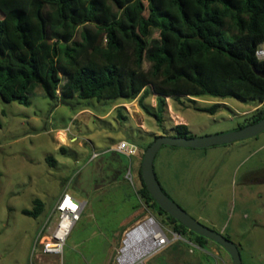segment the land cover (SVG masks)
<instances>
[{"label":"rangeland","instance_id":"rangeland-1","mask_svg":"<svg viewBox=\"0 0 264 264\" xmlns=\"http://www.w3.org/2000/svg\"><path fill=\"white\" fill-rule=\"evenodd\" d=\"M157 38L158 31L153 30L151 41ZM29 102L23 106L0 100V264H118L126 233L136 226L152 220L165 233L173 232L136 195L144 147L159 136L172 137L178 124L187 127L190 138L235 131L261 107L257 100L166 98L159 125L138 99L74 98L51 110L52 101L35 88ZM216 103L221 107L215 114L197 110ZM144 105L154 112L156 95L151 93ZM123 140L137 147L135 157L114 152ZM48 156L55 160L54 167L46 162ZM153 165L172 201L233 242L242 264H264V131L255 138L206 149L163 146ZM64 193L85 207L62 254H45L55 206ZM35 200L43 205L41 214L23 215V210L33 209ZM211 242L207 252L186 242L191 247L180 253L183 257L157 262L167 246L143 264H207L205 255L212 259L208 264H232L229 255Z\"/></svg>","mask_w":264,"mask_h":264},{"label":"trees","instance_id":"trees-1","mask_svg":"<svg viewBox=\"0 0 264 264\" xmlns=\"http://www.w3.org/2000/svg\"><path fill=\"white\" fill-rule=\"evenodd\" d=\"M153 30L158 38L151 41ZM259 49L264 50V0H0V100L29 106L35 88L52 101L51 110L74 98L138 99L159 125L166 98L257 100L261 107L241 129L264 117ZM151 93L154 112L144 105ZM220 107L197 110L215 114ZM173 131L190 138L183 124ZM141 161L137 197L185 240L169 244L157 262L183 257L191 247L186 242L207 252L210 240L186 229L152 199ZM46 162L55 166L50 156ZM33 204L22 214L40 215L41 201ZM204 260L212 259L205 255Z\"/></svg>","mask_w":264,"mask_h":264},{"label":"water","instance_id":"water-1","mask_svg":"<svg viewBox=\"0 0 264 264\" xmlns=\"http://www.w3.org/2000/svg\"><path fill=\"white\" fill-rule=\"evenodd\" d=\"M256 74L264 79V72L256 71ZM263 131L264 117L257 123L220 135L205 136L200 138H183L176 136L168 137L163 135L155 138V140L143 153L141 161V176L143 183L156 204L189 231L219 245L229 255L232 264H242L237 247L233 242L221 234L201 225L163 192L154 174V159L158 151L163 146L173 148L206 149L231 144L236 141L255 138Z\"/></svg>","mask_w":264,"mask_h":264},{"label":"built area","instance_id":"built-area-1","mask_svg":"<svg viewBox=\"0 0 264 264\" xmlns=\"http://www.w3.org/2000/svg\"><path fill=\"white\" fill-rule=\"evenodd\" d=\"M256 57L258 59H262L264 57V50L259 49L256 52ZM114 152L128 159H131L136 156L138 150L135 145L128 143L126 141H121L116 145ZM126 178L127 179L131 178V168L127 169ZM84 207H85V203L78 202L68 193H64L59 198L55 206L56 218H55L54 229L52 233L50 234L49 242L47 244H44L43 246V251L45 254H50V255H61L62 254L65 241L68 238L70 232L72 231L74 224L79 220V217ZM130 232L131 230L126 233V236ZM146 239L148 240L147 241L148 249L144 253V255L136 260H132L130 262H126L123 264H143V262L147 258L159 252L163 248L167 247L170 243L183 240L179 234L175 232H170L169 234H167L157 226L155 230L151 231L148 234ZM125 240L126 238L124 239V242ZM50 244H53L54 247H50L49 246ZM120 257H121V254L117 258L118 264H121L119 260Z\"/></svg>","mask_w":264,"mask_h":264},{"label":"bare ground","instance_id":"bare-ground-1","mask_svg":"<svg viewBox=\"0 0 264 264\" xmlns=\"http://www.w3.org/2000/svg\"><path fill=\"white\" fill-rule=\"evenodd\" d=\"M155 229V224L149 220L136 226L127 234L124 246L121 249V257L119 258L121 264L136 260L144 255L148 249L146 237Z\"/></svg>","mask_w":264,"mask_h":264},{"label":"crops","instance_id":"crops-1","mask_svg":"<svg viewBox=\"0 0 264 264\" xmlns=\"http://www.w3.org/2000/svg\"><path fill=\"white\" fill-rule=\"evenodd\" d=\"M124 141V140H123Z\"/></svg>","mask_w":264,"mask_h":264}]
</instances>
